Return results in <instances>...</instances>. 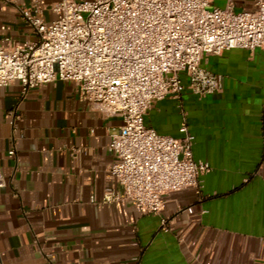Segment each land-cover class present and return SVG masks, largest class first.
Segmentation results:
<instances>
[{"label": "crops", "instance_id": "crops-1", "mask_svg": "<svg viewBox=\"0 0 264 264\" xmlns=\"http://www.w3.org/2000/svg\"><path fill=\"white\" fill-rule=\"evenodd\" d=\"M32 1L0 0L1 46L36 39L19 13ZM38 1L52 20L57 0ZM201 65L221 75L219 91L199 97L185 88L144 117L174 137L185 120L194 159L211 167L200 193H166L158 214L119 199L108 144L120 117L102 114L71 81L25 94L18 81L0 87V264H264V46L224 50ZM14 127L23 137L9 155ZM109 193L117 199L102 202Z\"/></svg>", "mask_w": 264, "mask_h": 264}, {"label": "built area", "instance_id": "built-area-1", "mask_svg": "<svg viewBox=\"0 0 264 264\" xmlns=\"http://www.w3.org/2000/svg\"><path fill=\"white\" fill-rule=\"evenodd\" d=\"M254 5L235 11L231 1L219 7L208 0H57L50 7L55 17L45 21L33 0L19 13L36 39L0 45V87L18 81L25 94L71 81L102 114L120 117L108 144L110 172L123 189L119 199L158 214L164 194L189 186L200 193L211 167L194 159L195 136L185 120L174 137L144 117L154 101L180 98L185 88L199 97L219 91L221 75L202 67L205 56L264 46V0ZM22 137L14 127L9 155ZM114 199L109 193L102 202ZM161 225L166 229L165 219Z\"/></svg>", "mask_w": 264, "mask_h": 264}]
</instances>
